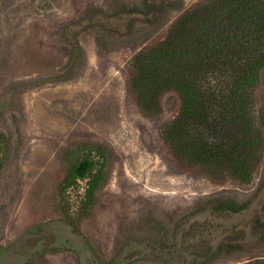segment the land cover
Segmentation results:
<instances>
[{"label": "rangeland", "instance_id": "374dc122", "mask_svg": "<svg viewBox=\"0 0 264 264\" xmlns=\"http://www.w3.org/2000/svg\"><path fill=\"white\" fill-rule=\"evenodd\" d=\"M202 1L0 0V264L264 260V127L243 180L175 153L164 137L181 103L175 90L161 92L150 114L131 87L134 56ZM255 109H264V72ZM88 153L103 168L89 198L86 178L65 183ZM227 198L247 201L245 209L218 220L223 231L202 232L173 252L185 220L207 218ZM41 223L37 235L29 232ZM58 233L71 248L38 255L37 239Z\"/></svg>", "mask_w": 264, "mask_h": 264}, {"label": "trees", "instance_id": "16d2710c", "mask_svg": "<svg viewBox=\"0 0 264 264\" xmlns=\"http://www.w3.org/2000/svg\"><path fill=\"white\" fill-rule=\"evenodd\" d=\"M131 9L124 14L132 15L135 9ZM71 45L73 50L78 47L76 41ZM133 67L131 87L148 113H156L164 90L173 89L180 97L178 114L164 130L175 153L205 166H223L240 179L250 178L264 127V109H255V89L264 72V0L196 3L173 22L164 39L134 56ZM77 178L87 179L85 194L91 197L103 179L102 165L84 154L71 165L66 185ZM246 204L227 198L210 209V217L193 214V220L186 219L181 226L183 242L173 241V252L180 255L187 240L202 232L223 231L220 219L243 211ZM45 225L29 232L37 235ZM71 229L74 237L79 235L76 227ZM61 234L37 239L38 255L69 250L73 242ZM155 245L167 255L171 252ZM119 263L116 259L83 264Z\"/></svg>", "mask_w": 264, "mask_h": 264}]
</instances>
